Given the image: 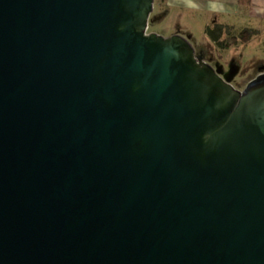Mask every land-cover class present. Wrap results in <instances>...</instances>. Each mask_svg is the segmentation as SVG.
Returning a JSON list of instances; mask_svg holds the SVG:
<instances>
[{"label": "water", "instance_id": "water-1", "mask_svg": "<svg viewBox=\"0 0 264 264\" xmlns=\"http://www.w3.org/2000/svg\"><path fill=\"white\" fill-rule=\"evenodd\" d=\"M152 6L0 0V264H264V73Z\"/></svg>", "mask_w": 264, "mask_h": 264}, {"label": "rangeland", "instance_id": "rangeland-1", "mask_svg": "<svg viewBox=\"0 0 264 264\" xmlns=\"http://www.w3.org/2000/svg\"><path fill=\"white\" fill-rule=\"evenodd\" d=\"M217 19L194 8L171 3L168 0H153L149 13L146 34L154 33L162 37L177 35L187 40L197 54H201L204 63L234 89L241 91L246 85L264 73V28L247 42L237 40L221 48L206 32V27ZM244 29V28H243ZM241 30H232L230 36H236ZM228 37V34L222 35Z\"/></svg>", "mask_w": 264, "mask_h": 264}, {"label": "crops", "instance_id": "crops-1", "mask_svg": "<svg viewBox=\"0 0 264 264\" xmlns=\"http://www.w3.org/2000/svg\"><path fill=\"white\" fill-rule=\"evenodd\" d=\"M177 5L193 6L217 19L214 24L228 25L232 30L252 28L261 32L264 28V0H249L240 4L239 0H168ZM215 6V7H213Z\"/></svg>", "mask_w": 264, "mask_h": 264}, {"label": "trees", "instance_id": "trees-1", "mask_svg": "<svg viewBox=\"0 0 264 264\" xmlns=\"http://www.w3.org/2000/svg\"><path fill=\"white\" fill-rule=\"evenodd\" d=\"M239 3L248 4L249 0H239ZM206 32L214 41V43L219 45L221 48H226L229 44L235 43L237 40L241 42H247L253 35L257 33L255 29L244 28L236 36H230L231 27L220 23L207 26ZM225 33L228 34V37L222 38V35H224Z\"/></svg>", "mask_w": 264, "mask_h": 264}, {"label": "clouds", "instance_id": "clouds-1", "mask_svg": "<svg viewBox=\"0 0 264 264\" xmlns=\"http://www.w3.org/2000/svg\"><path fill=\"white\" fill-rule=\"evenodd\" d=\"M213 7H215V6H213Z\"/></svg>", "mask_w": 264, "mask_h": 264}]
</instances>
